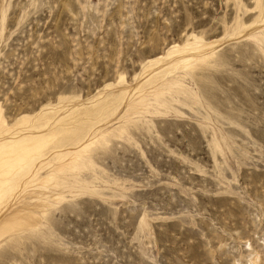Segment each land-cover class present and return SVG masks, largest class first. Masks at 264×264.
Wrapping results in <instances>:
<instances>
[{
	"label": "rangeland",
	"instance_id": "obj_1",
	"mask_svg": "<svg viewBox=\"0 0 264 264\" xmlns=\"http://www.w3.org/2000/svg\"><path fill=\"white\" fill-rule=\"evenodd\" d=\"M0 264H264V0H0Z\"/></svg>",
	"mask_w": 264,
	"mask_h": 264
},
{
	"label": "bare ground",
	"instance_id": "obj_2",
	"mask_svg": "<svg viewBox=\"0 0 264 264\" xmlns=\"http://www.w3.org/2000/svg\"><path fill=\"white\" fill-rule=\"evenodd\" d=\"M18 221L15 220L14 216L9 217L8 219H4L1 223H0V230H3L5 228V226H13L15 224H17Z\"/></svg>",
	"mask_w": 264,
	"mask_h": 264
}]
</instances>
